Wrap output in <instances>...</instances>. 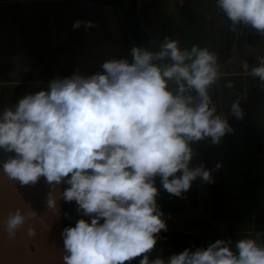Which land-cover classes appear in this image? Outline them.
Listing matches in <instances>:
<instances>
[{
  "label": "clouds",
  "instance_id": "clouds-1",
  "mask_svg": "<svg viewBox=\"0 0 264 264\" xmlns=\"http://www.w3.org/2000/svg\"><path fill=\"white\" fill-rule=\"evenodd\" d=\"M215 4L231 31L243 26L264 37V0ZM81 24L94 26L81 20L72 26ZM131 54V62L105 60L102 72L55 78L46 90L0 110V152L6 155L0 172L21 186L43 177L49 186L47 209L60 215L62 198L75 201L76 211L89 218L62 229V264H130L137 257V264H264V243L253 237L234 245L216 239L166 260L149 259L158 234L167 230L155 177L177 197L197 177L213 182L203 164L190 167L192 142L219 144L233 128L210 95L221 75L214 51L196 44L181 48L176 38L165 36L157 50L133 46ZM256 59L250 75L264 84V55ZM229 113L243 116L238 99ZM35 215L17 208L3 221L4 231L14 237ZM35 234L28 226L27 235Z\"/></svg>",
  "mask_w": 264,
  "mask_h": 264
},
{
  "label": "crops",
  "instance_id": "crops-1",
  "mask_svg": "<svg viewBox=\"0 0 264 264\" xmlns=\"http://www.w3.org/2000/svg\"><path fill=\"white\" fill-rule=\"evenodd\" d=\"M136 11L147 35L144 47L150 50H157L168 36L176 38L181 48L196 44L217 54L230 25L215 0H137ZM76 20L92 21L94 26L85 28L81 24L73 28ZM244 31L257 34V41L240 39ZM260 41L257 32L242 26L224 63L218 61L220 79L210 90L217 112L227 117L233 128L220 141L224 216H211L206 182L205 197L199 199L196 178V203L191 204L190 196L184 198L183 194L186 205L182 211L164 215L167 230L158 234L148 254L150 260L157 256L166 260L185 248L207 247L216 239H231L234 245L238 239L253 237L263 243L256 233L264 232L255 230L254 216L264 214V84L250 75L257 56L264 55V48L251 52L254 48L250 45ZM134 44L113 1L0 0V110L13 106L26 94L46 90L55 78L76 71L102 72V63L113 58L131 62ZM229 81L231 87H227ZM234 99L240 101L243 112L239 119L229 113ZM244 123L251 124L262 142L256 152L243 150ZM5 158L0 152V160ZM62 189L63 185L57 189V198ZM48 192L43 177L34 185L21 186L0 172V264H62V229L74 226L80 218H89L76 211L75 201L65 202L62 198L57 201L60 215L58 210L47 209ZM17 208L22 212L35 210L36 215L10 238L3 221ZM28 226L35 229L32 237L27 235Z\"/></svg>",
  "mask_w": 264,
  "mask_h": 264
},
{
  "label": "trees",
  "instance_id": "trees-1",
  "mask_svg": "<svg viewBox=\"0 0 264 264\" xmlns=\"http://www.w3.org/2000/svg\"><path fill=\"white\" fill-rule=\"evenodd\" d=\"M113 1L119 7L124 23L127 26L135 46L144 47L147 44L146 31L140 25L139 17L136 11L137 0H101L100 2ZM242 26H237V31L233 32L230 29L226 33L225 41L217 48L218 61L224 63L228 57L236 34ZM261 143L253 127L249 123H244L242 126V146L246 152H256L260 149ZM194 156L190 161L192 167L194 160L200 157L202 164L211 170L213 182H206V191L208 195V208L212 217L224 216V185L222 161L220 157L221 143L213 145L209 140L192 142ZM217 163L221 166L216 167ZM156 187L158 189L157 203L160 206L164 215H174L182 211L185 207V202L181 197L174 196L163 189L159 176L155 177ZM190 196L189 202L196 203V179L192 182L190 189L187 191ZM254 228L264 232V214L257 213L254 216ZM264 243V236H262Z\"/></svg>",
  "mask_w": 264,
  "mask_h": 264
},
{
  "label": "rangeland",
  "instance_id": "rangeland-1",
  "mask_svg": "<svg viewBox=\"0 0 264 264\" xmlns=\"http://www.w3.org/2000/svg\"><path fill=\"white\" fill-rule=\"evenodd\" d=\"M246 36H247V32L243 33V35L240 34V39L244 40V39H246ZM258 45L251 44L250 46L252 48H254L251 52H255L258 48H261V50H262V48H264V37H261V41L259 42ZM197 166H200V158L199 157L197 159H195L193 168L197 167ZM197 179H198V183H197V186H198V198L201 199L202 196L205 197V190H204V182L205 181H203L200 177H197ZM186 194H187V192L184 193V196H183L184 198L186 197L185 196ZM202 219H204V218H202Z\"/></svg>",
  "mask_w": 264,
  "mask_h": 264
},
{
  "label": "water",
  "instance_id": "water-1",
  "mask_svg": "<svg viewBox=\"0 0 264 264\" xmlns=\"http://www.w3.org/2000/svg\"><path fill=\"white\" fill-rule=\"evenodd\" d=\"M93 1H97L98 2V1H101V0H93ZM257 39H258V35L257 34H255L253 32H249L247 34L246 40H248V41H250V40L257 41Z\"/></svg>",
  "mask_w": 264,
  "mask_h": 264
}]
</instances>
